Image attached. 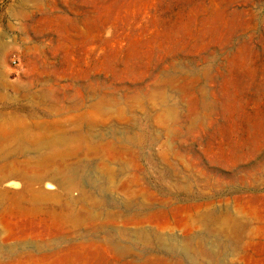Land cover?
I'll list each match as a JSON object with an SVG mask.
<instances>
[{
    "label": "rangeland",
    "instance_id": "obj_1",
    "mask_svg": "<svg viewBox=\"0 0 264 264\" xmlns=\"http://www.w3.org/2000/svg\"><path fill=\"white\" fill-rule=\"evenodd\" d=\"M0 264H264V0H0Z\"/></svg>",
    "mask_w": 264,
    "mask_h": 264
},
{
    "label": "bare ground",
    "instance_id": "obj_2",
    "mask_svg": "<svg viewBox=\"0 0 264 264\" xmlns=\"http://www.w3.org/2000/svg\"><path fill=\"white\" fill-rule=\"evenodd\" d=\"M47 187H48V185H47ZM217 234H219V233L215 232V235H217ZM121 250H122V249H121Z\"/></svg>",
    "mask_w": 264,
    "mask_h": 264
}]
</instances>
